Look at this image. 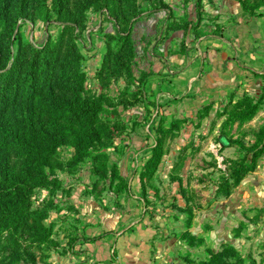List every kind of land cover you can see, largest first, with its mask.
<instances>
[{
  "label": "trees",
  "instance_id": "obj_1",
  "mask_svg": "<svg viewBox=\"0 0 264 264\" xmlns=\"http://www.w3.org/2000/svg\"><path fill=\"white\" fill-rule=\"evenodd\" d=\"M143 1L151 2L154 12L166 9L162 0ZM136 2L0 0V245L5 238L26 234L37 249H58L59 244L53 240L55 222L44 224L51 212L60 216L63 210L60 202L70 200L71 190L63 187L58 174L74 177L86 161H90L94 186L85 195L97 200L102 192L112 191L120 196L127 191V181L118 165L109 163L107 150L114 147L124 131L117 121V107L137 105L147 77V74L140 76L136 83L132 76L135 47L130 35L135 22L132 16L137 14ZM261 5L258 2L243 9L255 14ZM103 9L119 25V32L104 34L106 52L94 75L92 89L86 86L83 54L77 40L86 29L89 13ZM26 21L42 26L55 23L58 33L34 46L20 31ZM121 77L126 80V86L136 84L140 90L110 95L112 83ZM234 106L240 111L229 115L232 121H247L256 110L248 100ZM181 124L174 120L166 127L161 118L158 124L149 127L154 133L155 145L139 173L142 193L168 152L170 142L178 137ZM263 139L261 130L257 143L243 158L228 166V176L216 186V196L228 197L254 169L256 158L264 153ZM63 148L72 150L68 161L61 157ZM183 164L179 157L172 170L180 169ZM99 182L104 184L101 190H97ZM40 191L46 193V198L34 208L33 198ZM73 242L67 235L69 248Z\"/></svg>",
  "mask_w": 264,
  "mask_h": 264
},
{
  "label": "rangeland",
  "instance_id": "obj_2",
  "mask_svg": "<svg viewBox=\"0 0 264 264\" xmlns=\"http://www.w3.org/2000/svg\"><path fill=\"white\" fill-rule=\"evenodd\" d=\"M162 1L166 9L160 12H154L151 2L148 1L137 0L135 4L137 14L132 16V21L135 22L132 23L130 40L135 47L132 76L136 83L146 73L145 67L152 58L158 54L165 56L173 51L172 43L180 47L174 48L175 50H183L187 47L186 41L219 35L223 29L224 15L205 12V5L209 6L212 0ZM220 1L224 4L228 0ZM232 1L242 12H245V5H256L258 2L263 5L255 9V13L264 7V0ZM126 5L129 10L130 3L127 2ZM118 26L106 9L89 13L86 29L77 40L83 54L82 68L87 76V88L95 87L93 78L106 52L104 34H115V31L118 33ZM20 31L24 39L38 46L48 36L55 37L58 27L55 23L42 26L41 23L33 25L26 21ZM165 45H168V49L161 47ZM126 83L123 77L113 82L109 94L115 97L119 92L131 93L139 89L136 84L126 86ZM95 89L101 91L98 87ZM142 105L144 102L140 96V102L135 106L117 107V121L124 131L115 141L114 147L107 150L110 155L109 163H118L120 174L127 178V191L120 196L112 191L102 192L97 200L85 195L84 192L94 186V177L89 171L90 161H86L74 177L59 173L63 187L71 190L70 200L68 203L60 202L63 209L60 216L51 212L44 223L48 225L55 222L53 240L59 244V248L50 251L37 249L25 237L26 234L8 237L0 245V264H66L70 255H74L67 245V235L84 233L87 227L83 222L77 223L78 220L94 219L92 216L96 211L97 214L103 212L98 215L100 218L116 209L128 215V209L131 208L129 204L141 207L140 212L155 227L158 238L154 240L163 242L159 252V264H264V215L259 219L256 217L259 214L255 215L254 211L236 205L238 194H234V199L231 200L225 199L221 194L215 195L216 186L225 178V169L221 162L191 159L184 162L180 169L173 171L172 166L176 163L174 153L177 151L172 145L168 150V153L173 151L172 155L163 162V167L156 171L152 180L146 183L145 193L134 194L128 188L133 178V168L130 162H126L127 158L124 160L118 157L125 155L124 152L130 148V144L126 142L132 133V125H141L148 120L144 113L139 118L131 113L135 107L142 109ZM70 151L72 150L69 148L61 150L64 161L70 158ZM135 166L136 169L139 167ZM102 187L104 184L99 182L97 190ZM134 196L138 199L133 198ZM60 197L61 194L58 193L57 198ZM44 198L45 192H36L33 207H38ZM74 204L80 207L77 209ZM68 206L71 209H67ZM188 209L191 210L187 211Z\"/></svg>",
  "mask_w": 264,
  "mask_h": 264
},
{
  "label": "crops",
  "instance_id": "obj_3",
  "mask_svg": "<svg viewBox=\"0 0 264 264\" xmlns=\"http://www.w3.org/2000/svg\"><path fill=\"white\" fill-rule=\"evenodd\" d=\"M205 12L224 15L219 35L186 41L183 50H175L180 47L172 43V52L158 54L145 67L147 77L141 89L144 105L131 113L135 118L144 113L148 120L135 124L125 155L116 154L119 159L127 158L133 168L128 188L134 194L142 193L139 173L155 145L149 127L161 118L166 127L174 120L182 122L178 137L170 142L177 151L175 160L221 162L224 176H228V166L243 158L264 131V7L249 14L237 9L232 0L224 4L212 0L205 5ZM243 100L256 107L254 115L243 122L230 120V114L240 111L234 105ZM171 152L163 156L159 170ZM234 194L239 196L236 205L259 214V219L264 215V153L225 199H234ZM129 207L128 215L116 209L104 218L98 217L103 212L96 211L94 219L78 220L87 227L84 233L71 235L74 255L66 264H159L163 242L155 241V227L140 212L141 207Z\"/></svg>",
  "mask_w": 264,
  "mask_h": 264
}]
</instances>
